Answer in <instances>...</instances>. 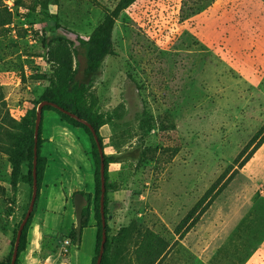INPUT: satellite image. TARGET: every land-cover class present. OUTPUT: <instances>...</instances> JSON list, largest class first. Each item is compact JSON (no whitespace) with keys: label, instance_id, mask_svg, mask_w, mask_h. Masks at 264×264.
Returning <instances> with one entry per match:
<instances>
[{"label":"rangeland","instance_id":"rangeland-1","mask_svg":"<svg viewBox=\"0 0 264 264\" xmlns=\"http://www.w3.org/2000/svg\"><path fill=\"white\" fill-rule=\"evenodd\" d=\"M118 2L0 0V261L31 197L16 172H26L22 155L48 86L41 76L52 73L47 53L58 38H87L103 7ZM111 42L91 89L110 117L99 130L103 151L142 137L144 156L108 166L118 187L107 194L108 264H131L140 226L168 242L158 264H264V0H136ZM41 126L49 174L59 176L60 139L80 169L53 189L61 211L68 178L89 180L90 141L54 111ZM94 238L87 226L80 244L64 255L55 246L45 263L90 264Z\"/></svg>","mask_w":264,"mask_h":264},{"label":"trees","instance_id":"trees-1","mask_svg":"<svg viewBox=\"0 0 264 264\" xmlns=\"http://www.w3.org/2000/svg\"><path fill=\"white\" fill-rule=\"evenodd\" d=\"M136 0H119L113 9L103 7L104 17L102 21L95 27L87 38H81L75 35L73 40L67 38H58L62 41L54 48L50 49L47 53L48 61L52 66V73L50 76H41L48 81V86L43 92L40 100L56 104L64 111H68L78 118L84 120L94 129L98 142L103 150L102 136L100 135V128L106 123L110 122V117L106 113L99 112L96 108V99L91 94V89L101 73L102 62L105 57L112 55V42L111 36L114 24L118 19L120 13L129 7ZM94 2V0H92ZM47 44H50L49 42ZM80 66L82 68L80 69ZM44 111H54L61 121L70 126L81 128L89 137L90 141V155L94 166V191L93 194L81 193L87 205L82 209L81 216V231L88 226L90 217L93 218L95 224V241L93 257L90 264H95L98 256L102 226L99 212V197H100V176L99 165L100 156L93 139V136L84 124L76 121L74 118L68 116L64 112L59 111L49 105L42 108ZM42 118L39 124L37 135V157H36V185L37 194L31 216L27 220L18 244L17 258L15 264H18L19 257L25 252L27 247L28 234L30 232L33 215L35 213L38 198L40 196V189L42 186L43 175L47 164V159L41 153L42 144L45 140L42 138ZM34 128V126H33ZM33 137H29L26 141L25 149L23 152V163L26 166L25 173H17L18 181L25 183L32 190V162H33ZM144 140L140 137L137 142L114 154H105L103 151L102 159L104 163V179H105V195H104V217L107 215V194L109 191L116 190L118 187L115 183H111L108 178V166L110 164L122 163L125 161L140 160L144 156L143 149ZM77 193L76 191L73 195ZM31 194V193H30ZM24 216V215H23ZM23 216L19 219L18 223L13 230L12 240L10 242V250L6 257L0 261V264H10L12 251L15 243L16 231ZM106 241L104 244V251L100 264H108L110 242L108 236V226H105ZM161 232H165L162 228ZM75 228L70 232V239L72 245H75ZM80 244V242H79ZM168 249V242L165 237L155 234L149 229H137L134 248L131 252V264H158L163 258Z\"/></svg>","mask_w":264,"mask_h":264},{"label":"crops","instance_id":"crops-1","mask_svg":"<svg viewBox=\"0 0 264 264\" xmlns=\"http://www.w3.org/2000/svg\"><path fill=\"white\" fill-rule=\"evenodd\" d=\"M42 138L45 140L43 144L50 140V138H48L44 133L43 129ZM61 141L62 139H60L55 146V153L63 160L60 166H56L58 168L57 170L59 171L58 177L49 174L48 169L51 166L52 160L48 156L42 154L46 157L47 164L43 175L40 196L38 198L35 213L33 215V223L28 234L27 247L25 252H23L19 257L18 264H47L45 263L44 259H46L49 253L52 252V249L55 248V246H58L59 249L60 240L64 237L70 236L72 223L75 221L73 202L70 201V197L72 196L73 198V193L75 191L77 193L84 192L93 194L94 168L90 156V146L88 144L86 150L83 149V155L84 157L91 160V171L87 173L89 180H86L85 182L77 180L76 183H71V180L68 178L67 188L63 187L61 189V195L59 196L61 211H57L55 207L51 206L52 203L50 199L54 194H56L53 189L56 188V184H60L61 186L63 182V175L72 172L74 173V171L77 172V170H80L73 155L67 153V145ZM70 146L72 150H77L75 145ZM62 221L63 224L61 223ZM88 227H92L94 229L91 221H89ZM60 264L69 263L60 262Z\"/></svg>","mask_w":264,"mask_h":264},{"label":"water","instance_id":"water-1","mask_svg":"<svg viewBox=\"0 0 264 264\" xmlns=\"http://www.w3.org/2000/svg\"><path fill=\"white\" fill-rule=\"evenodd\" d=\"M45 105H49L53 108L58 109L61 112H64L68 116L74 118L76 121L84 124L85 126L88 127L90 130L93 139L96 143L99 156H100V165H99V176H100V197H99V212H100V219H101V226H102V234H101V242H100V247H99V252L98 256L96 258L95 264H100L101 259H102V254L104 251V244L106 241V233L104 231V226H105V217H104V195H105V179H104V163L102 159L103 155V150L98 142L97 135L88 123H86L84 120L78 118L76 115L64 111L62 108L58 107L56 104L47 102V101H42L40 102L38 108H37V114H36V119L34 123V138H33V162H32V190H31V197L29 201V205L27 208V211L25 215L23 216L21 222L18 225L17 231H16V236H15V243L12 251V256H11V261L10 264H15L16 258H17V249H18V244H19V239L22 233V230L31 216V213L33 211L35 199H36V194H37V185H36V157H37V135H38V129H39V124L42 118V108ZM73 202V209H74V219H75V245H78L80 242V234H81V216H82V209L86 205V200L84 196L81 193H75L72 198Z\"/></svg>","mask_w":264,"mask_h":264},{"label":"built area","instance_id":"built-area-1","mask_svg":"<svg viewBox=\"0 0 264 264\" xmlns=\"http://www.w3.org/2000/svg\"><path fill=\"white\" fill-rule=\"evenodd\" d=\"M59 244V254L64 255L68 253V249L72 245V241L70 237H64L60 240Z\"/></svg>","mask_w":264,"mask_h":264}]
</instances>
